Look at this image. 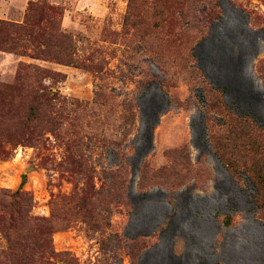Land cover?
Masks as SVG:
<instances>
[{
    "label": "rangeland",
    "instance_id": "1",
    "mask_svg": "<svg viewBox=\"0 0 264 264\" xmlns=\"http://www.w3.org/2000/svg\"><path fill=\"white\" fill-rule=\"evenodd\" d=\"M13 12L0 19L32 33L0 35V189L26 176L60 259L264 264L253 190L217 154L245 137L264 150V0Z\"/></svg>",
    "mask_w": 264,
    "mask_h": 264
},
{
    "label": "trees",
    "instance_id": "2",
    "mask_svg": "<svg viewBox=\"0 0 264 264\" xmlns=\"http://www.w3.org/2000/svg\"><path fill=\"white\" fill-rule=\"evenodd\" d=\"M9 33L12 36L19 33L31 35L32 27H19L0 19V35ZM56 37L59 40L68 38L60 31ZM69 48H72L70 40ZM59 60L64 61L62 58ZM45 99L43 93L32 94L30 101L35 108L32 107L29 114L36 110L37 105L40 108ZM236 118L243 120V116L237 115ZM246 138L233 144L230 152L222 150L217 154L222 163L230 167L232 172L242 173L246 185L253 190L252 202L258 216L256 220L264 226V150L261 144L248 142ZM235 153L237 157L230 159ZM25 177L22 175L19 188L13 192L0 189V235L5 242V245L0 248V264H58L62 261L60 257L66 253L56 252L54 249L53 229L49 220L30 214L33 199L22 190ZM22 232H24L23 235ZM62 264L77 263L70 259L68 263L62 261Z\"/></svg>",
    "mask_w": 264,
    "mask_h": 264
},
{
    "label": "crops",
    "instance_id": "3",
    "mask_svg": "<svg viewBox=\"0 0 264 264\" xmlns=\"http://www.w3.org/2000/svg\"><path fill=\"white\" fill-rule=\"evenodd\" d=\"M26 3L27 0H4V3H0V18H6L8 14L14 13L13 10H17L18 8L23 10Z\"/></svg>",
    "mask_w": 264,
    "mask_h": 264
}]
</instances>
